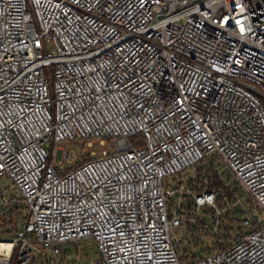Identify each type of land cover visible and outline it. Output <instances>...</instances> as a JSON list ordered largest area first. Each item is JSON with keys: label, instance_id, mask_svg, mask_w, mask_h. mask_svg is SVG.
<instances>
[{"label": "built area", "instance_id": "obj_1", "mask_svg": "<svg viewBox=\"0 0 264 264\" xmlns=\"http://www.w3.org/2000/svg\"><path fill=\"white\" fill-rule=\"evenodd\" d=\"M95 140L109 150L70 169L62 144ZM208 162L225 188H190ZM3 177L27 210L0 219V264L83 244L92 264H264V0H0ZM205 207L217 236L241 208L239 231L187 258L176 231Z\"/></svg>", "mask_w": 264, "mask_h": 264}, {"label": "rangeland", "instance_id": "obj_2", "mask_svg": "<svg viewBox=\"0 0 264 264\" xmlns=\"http://www.w3.org/2000/svg\"><path fill=\"white\" fill-rule=\"evenodd\" d=\"M66 149H71L74 154V160L66 165L71 168L76 165H79L87 160H89L92 156V153H95L97 155H102L103 151L109 150V144L106 143L105 145H102L98 140H95L93 142H76L73 144L64 143L62 144ZM205 165V166H204ZM210 165V162L208 163H202L198 169L197 172L200 170V168H204L205 171L208 170V167ZM216 169L221 172L222 176L224 177L225 181L237 191L238 196L241 198L243 203L247 208H250L254 212L258 211L249 196L248 192L240 185V183L237 181L236 176L231 172V170L222 162L219 160L215 161ZM203 175H207V173H204ZM212 174H210L211 176ZM197 173L193 170H189L184 174V179L188 185V181L190 179H196ZM190 188V185H188ZM188 197V196H187ZM186 205H190V199H186L185 201ZM9 208L10 209H16L18 213L15 214V224H20L23 222V219L26 217V210L27 206L25 201L23 200L20 192L13 187V182L8 179L7 177H3L0 180V211L4 212L5 209L7 210V216L9 217ZM203 219L198 221V225L193 224L195 230L189 231L185 228L177 229L176 238H180L181 236H184L182 239V242L180 243V249L182 252L187 255V258H191V253L188 251V249H191L193 252V255L196 256H206L209 249H214L220 242H225L226 237H228L229 233L228 231L222 230L220 236H217L214 230L211 227L212 220H211V212L210 209L207 207L202 208ZM234 212L237 213V216L241 219V208L237 207ZM7 221L8 224L11 223L10 219H3V222ZM203 224H206L203 225ZM203 225V226H202ZM233 226L237 229L236 232L239 231L238 226L239 223L236 222L233 224ZM10 227V226H9ZM3 228V227H2ZM5 231V230H4ZM222 236V237H221ZM198 239L204 242L205 248L201 245L196 246ZM229 240V238L227 239ZM222 242V243H223ZM204 249V250H203ZM80 251V253L72 254L75 251ZM66 252L63 256L57 258L54 262H49L45 260L42 256L37 257L36 264H92L94 261L100 260V253L98 252L97 248L94 249V247H91L90 245L83 244L81 247H78L76 245H69L66 248ZM186 262H183L185 264Z\"/></svg>", "mask_w": 264, "mask_h": 264}, {"label": "trees", "instance_id": "obj_3", "mask_svg": "<svg viewBox=\"0 0 264 264\" xmlns=\"http://www.w3.org/2000/svg\"><path fill=\"white\" fill-rule=\"evenodd\" d=\"M89 160H92V157L89 159ZM89 160H87V161H89ZM87 161H85V162H87ZM84 163V162H83ZM82 164V163H81ZM80 165V164H79ZM77 166V165H76ZM205 166V165H204ZM75 167V166H74ZM208 167V170L207 171H205L204 170V168L202 169V168H200V170L198 171V177L196 178V179H190L189 181H188V185H190L191 187H194L195 188V186H196V183H200L203 179H205V178H208L209 179V182L210 183H212V184H214L213 185V187H220V188H225L224 187V185L220 182V180H219V178H215V176H213V174L215 173V169H214V167H213V165H209V166H207ZM71 168H73V167H71ZM70 168V169H71ZM204 173H207V175H203ZM210 174H212L211 176H210ZM197 191L198 192H200V189H197ZM226 191V190H225ZM226 193H228L227 191H226ZM2 213H4V214H2V215H0V219H10V221H11V223L10 224H13V225H15V219H17L16 218V216H15V214L16 213H18L17 211H16V209H10L9 208V214H10V216L8 217L7 216V210L5 209V211L4 212H2ZM0 214H1V211H0ZM238 218V216H237V213L236 212H232V213H227L226 214V216H225V219H227V221L226 222H224V225H223V230H225V231H228V232H230V231H232L233 230V224H234V221H233V219H237ZM3 226H7V225H9L8 224V222L7 221H5L3 224H2ZM203 225H205L206 226V224H203ZM202 244V246L205 248V245H204V242L203 241H201L200 239H198V241H197V243L195 244L196 246H198V245H201ZM217 246L214 248V249H209L208 250V252L207 253H212V252H214L216 249H218V248H220V247H224L222 244H220V243H218V244H216ZM91 247H94V249H96V247L95 246H91ZM204 250V249H203ZM188 251L191 253V256H192V258H194V259H197V258H199L200 256H196V255H193V252H192V250L191 249H188Z\"/></svg>", "mask_w": 264, "mask_h": 264}, {"label": "bare ground", "instance_id": "obj_4", "mask_svg": "<svg viewBox=\"0 0 264 264\" xmlns=\"http://www.w3.org/2000/svg\"><path fill=\"white\" fill-rule=\"evenodd\" d=\"M10 249H11L10 245L0 243V253H3L4 251H8L9 254Z\"/></svg>", "mask_w": 264, "mask_h": 264}]
</instances>
